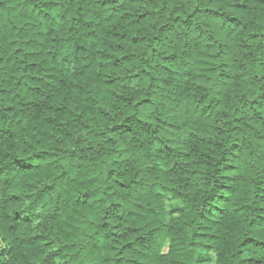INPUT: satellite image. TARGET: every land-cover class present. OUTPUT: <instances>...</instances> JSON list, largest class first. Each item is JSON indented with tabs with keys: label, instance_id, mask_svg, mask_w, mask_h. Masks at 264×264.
Instances as JSON below:
<instances>
[{
	"label": "trees",
	"instance_id": "obj_1",
	"mask_svg": "<svg viewBox=\"0 0 264 264\" xmlns=\"http://www.w3.org/2000/svg\"><path fill=\"white\" fill-rule=\"evenodd\" d=\"M0 264H264V0H0Z\"/></svg>",
	"mask_w": 264,
	"mask_h": 264
},
{
	"label": "rangeland",
	"instance_id": "obj_2",
	"mask_svg": "<svg viewBox=\"0 0 264 264\" xmlns=\"http://www.w3.org/2000/svg\"><path fill=\"white\" fill-rule=\"evenodd\" d=\"M171 205H174V201L170 202Z\"/></svg>",
	"mask_w": 264,
	"mask_h": 264
}]
</instances>
